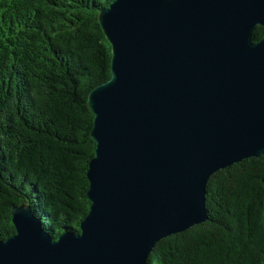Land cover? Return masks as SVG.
<instances>
[{
  "label": "water",
  "instance_id": "obj_1",
  "mask_svg": "<svg viewBox=\"0 0 264 264\" xmlns=\"http://www.w3.org/2000/svg\"><path fill=\"white\" fill-rule=\"evenodd\" d=\"M98 19L112 59L88 95L90 210L55 239L13 206L0 264H146L208 219L213 174L264 156V0H113Z\"/></svg>",
  "mask_w": 264,
  "mask_h": 264
},
{
  "label": "trees",
  "instance_id": "obj_2",
  "mask_svg": "<svg viewBox=\"0 0 264 264\" xmlns=\"http://www.w3.org/2000/svg\"><path fill=\"white\" fill-rule=\"evenodd\" d=\"M113 0H0V239L31 205L55 239L80 232L95 115L88 95L111 77L98 19ZM264 27L253 32L254 41ZM208 219L156 243L146 264H264V156L213 174Z\"/></svg>",
  "mask_w": 264,
  "mask_h": 264
}]
</instances>
